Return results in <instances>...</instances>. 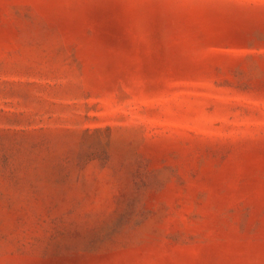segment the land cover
<instances>
[{
	"label": "rangeland",
	"instance_id": "1",
	"mask_svg": "<svg viewBox=\"0 0 264 264\" xmlns=\"http://www.w3.org/2000/svg\"><path fill=\"white\" fill-rule=\"evenodd\" d=\"M0 264H264V0H0Z\"/></svg>",
	"mask_w": 264,
	"mask_h": 264
}]
</instances>
